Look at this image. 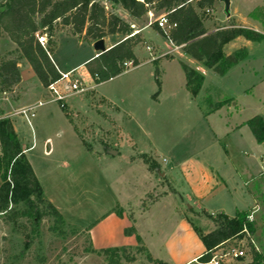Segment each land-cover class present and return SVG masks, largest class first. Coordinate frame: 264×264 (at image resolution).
I'll return each instance as SVG.
<instances>
[{
  "label": "rangeland",
  "instance_id": "1",
  "mask_svg": "<svg viewBox=\"0 0 264 264\" xmlns=\"http://www.w3.org/2000/svg\"><path fill=\"white\" fill-rule=\"evenodd\" d=\"M94 1L133 23L112 0ZM234 1L245 17L264 3ZM213 9L202 15L206 23L214 22L215 17L217 24L226 23L223 6L219 3ZM150 10L155 17L164 14ZM254 18L264 29V7ZM148 21L146 14L138 26ZM166 31L169 33V29ZM165 37L145 35L146 40L136 49L140 65L95 84L83 68L97 53L93 44L59 33L53 59L63 72L77 67L75 78L86 87L84 92H72L66 83L61 84L59 89L66 95L61 102L53 100L30 66L19 68L22 87L14 88L11 101L24 97L22 103L42 100L45 104L37 109L32 127L21 117H13V127L23 146L29 148L26 156L44 199L59 209L65 224L56 232L48 217L39 227L28 224L26 228L24 220L13 225L0 218V264H109L99 251L121 247H132L129 255L135 261L123 259L120 264H155L147 254L137 252L140 246L146 247L154 260L174 264L171 257L190 258L204 249L190 220L203 233H209L214 224L206 213L235 217L238 211H249L255 231L226 245L225 250L238 246L246 253L242 260L228 264H250L256 254L264 259V177L249 183L245 174L236 171L244 162L257 173L264 143L255 148L248 128L250 136L244 139L231 129L256 116L264 117V42L242 38L230 42L225 53L244 47L248 57L220 77L192 62L181 49L175 50ZM117 39L110 37L105 47ZM5 42L9 41L0 40V52L7 58H17ZM163 48L169 54L162 52L159 63H153L152 56L161 55ZM180 62L204 74L196 97L186 89ZM208 99L225 104L211 111ZM7 105L3 106L5 112ZM111 151L117 155H111ZM195 157L204 164L210 157L215 162L214 177H219L221 188L214 185L208 199L194 198L184 175L190 165H197ZM172 169L173 188L166 179ZM158 198L160 201H155ZM172 233L175 235L166 247Z\"/></svg>",
  "mask_w": 264,
  "mask_h": 264
},
{
  "label": "trees",
  "instance_id": "2",
  "mask_svg": "<svg viewBox=\"0 0 264 264\" xmlns=\"http://www.w3.org/2000/svg\"><path fill=\"white\" fill-rule=\"evenodd\" d=\"M133 19L144 17L151 8L166 14L169 29L166 35L173 45L182 47L190 59L211 70L220 77L248 57L246 48L233 54H226L224 48L237 38L250 42H264V33L245 27H217L209 33L206 28L207 10L214 7L217 0H112ZM255 16V13H254ZM153 27L166 38L157 24ZM80 41L96 42L108 36H122L124 40L105 53L85 64V69L95 84L109 81L126 69L124 63L140 64L135 48L144 43L145 36L134 34L131 25L119 15L107 12L104 5L94 0H1L0 1V40L7 37L16 45L17 58L0 56V93L11 92L21 82L19 60L28 62L40 84L47 88L60 79V72L52 61L56 47V37L61 31ZM40 32L49 38L48 47L39 44L36 34ZM186 80V89L196 97L202 89L204 74L184 62H180ZM211 111L220 109L224 103L214 104L207 100ZM65 105L61 108L70 120ZM0 109V218L6 224L18 225L22 220L26 226L39 227L45 218L54 222L53 231H60L65 224L63 215L49 201L44 199L43 189L25 155L21 140L16 134L13 121L4 117ZM259 144L264 143V117L256 116L246 123ZM213 221L214 230L203 233L192 220L190 223L202 241L205 252L198 259L208 264L217 250L237 237L254 233L249 221V211H238L234 218L225 213L215 217L207 214ZM20 226V225H19ZM247 231V233L245 232ZM141 244V239L138 237ZM132 247L101 249L109 264H120L121 260L134 262L129 251ZM138 253L147 254V259L155 264H165L154 260L144 246L137 247ZM264 263L261 255H255V263Z\"/></svg>",
  "mask_w": 264,
  "mask_h": 264
},
{
  "label": "crops",
  "instance_id": "3",
  "mask_svg": "<svg viewBox=\"0 0 264 264\" xmlns=\"http://www.w3.org/2000/svg\"><path fill=\"white\" fill-rule=\"evenodd\" d=\"M231 2H232V4H231V17H230V19L229 20H227L226 18V23H224V24H217L216 23V17H215V19H214V22H208V23H206V28L208 29V31H209V33H212V32H215L216 31V28H212V26L211 25H213V24H215L217 27H222V26H228V27H245V28H249V29H253V30H255V31H257V32H260V33H264V29L263 28H261L260 27V24H259V22L254 18V13H256L260 8H262V7H264V3H263V5L262 6H260V7H258L255 11H253V12H250V13H247V15H248V17H245L243 14L241 15V11L239 10V7H238V4H236V2L234 1V0H231ZM217 7H219V3L218 2H216V5H214V7L213 8H217ZM212 8V12H214V9ZM222 9V8H221ZM148 16H149V20H150V16L152 15L154 18H156L155 16H154V14H153V12H152V10H150L148 13ZM129 15V14H128ZM161 15V14H160ZM159 15V16H160ZM216 15V14H215ZM130 16V15H129ZM158 16V17H159ZM130 18H131V20L133 21V23H130V25H132V26H134V29H135V31L137 32V34H141V35H143V36H145V35H149L150 36V38H153V39H157V37H158V35H160L159 34V32L153 27V25H149V22L150 21H148V23L146 24V25H143V26H138L139 24V21L140 20H143V17L141 18V19H139V20H135V19H133L131 16H130ZM137 27H139V29H137ZM134 31V32H135ZM62 33H66V34H68L67 33V31L66 30H64V31H61ZM61 32H59V33H61ZM58 33V34H59ZM57 34V35H58ZM110 37H114V36H108V37H106L105 39H104V42H105V44H106V41L110 38ZM116 37H118V39H117V41L114 43H111V44H109L108 46H106V49L107 50H109V49H111L112 47H114L115 45H117V44H119L120 42H122L123 40H124V37H122V36H116ZM3 39V38H2ZM4 39L5 40H7V41H9V42H5V43H3V44H5L7 47H8V49H10L11 51L12 50H16V45L15 44H13L7 37H4ZM237 39H239V38H237ZM243 39V38H242ZM244 40V39H243ZM161 41V40H160ZM160 41H158V43H160ZM88 43H90V44H94L95 42H88ZM2 44V45H3ZM172 45V44H171ZM228 46H229V44H227L226 46H225V48H228ZM138 47H136L135 48V54H136V49H137ZM224 48V49H225ZM240 48H244V47H240ZM239 48V49H240ZM0 49H1V46H0ZM181 50L183 51V49L181 48ZM238 50V49H237ZM163 51H165V49L163 48V49H161V51H160V54L163 52ZM2 54V55H1ZM226 54H228L229 55V53L228 52H226ZM233 54V53H232ZM100 54L97 52V53H95V54H93V56H91L90 58H89V60H87L85 63H84V65H83V68L85 69V64L87 63V62H89L90 60H92V59H94V58H96L97 56H99ZM0 56H5V54L4 53H2V50H1V52H0ZM163 56H162V54L161 55H159V56H157L156 58L154 57V56H152V58L154 59L153 60V63H155V64H157V63H159V60H161L160 58H162ZM51 58H52V61L54 62V64H55V66H56V68L59 70V72H63V71H61V69L58 67V65L55 63V61H54V59H53V54H52V56H51ZM138 60H139V58H138ZM192 62H194L195 64H197V65H199V67H201V65L200 64H198L197 62H195V61H193L192 59H190ZM20 61H22V64H19V68L21 69L22 67H23V65L26 67V65H28V66H30L29 64H28V62L26 61V60H24V59H21ZM139 62H140V64H141V61L139 60ZM139 64V65H140ZM31 68V67H30ZM202 68V67H201ZM31 70H32V68H31ZM77 70H78V68L77 67H75V68H73V69H70V70H68V71H66V72H70V71H75V73H77ZM86 70V69H85ZM33 71V70H32ZM66 72H63V73H66ZM86 73H87V71H86ZM87 76H88V78H91L90 76H89V74L87 73ZM16 87H22V81L16 86ZM47 90V89H46ZM14 92V91H13ZM23 96H24V94H23ZM24 98V97H23ZM23 98H21V99H19V100H17V101H15V102H11L10 104H8L7 105V107H8V110L5 112V108H3V110H4V112H5V115L6 116H10L11 114H12V112H13V110H15V109H17V108H20V107H23V106H28V105H32V104H34V103H36V102H34V103H22V101H23ZM38 101H42V100H38ZM45 104V103H44ZM6 107V106H5ZM11 120H13V117L12 118H10ZM249 121V120H248ZM247 121V122H248ZM246 122V123H247ZM246 123H245V121L244 122H242V123H238V124H235L234 125V127H231V129H233L234 131H238L239 132V136L242 138V139H244L245 137H247V136H250L249 135V131L251 132V130H250V128L248 127V126H246ZM229 126V125H228ZM246 128H248L249 129V131L246 129ZM251 134H252V132H251ZM252 136H253V134H252ZM254 137V136H253ZM254 143H253V145L255 146V148L257 147V145L258 146H262L263 145V143L262 144H259L257 141H256V139H255V137H254ZM22 146H23V144H22ZM23 149L25 150V155H26V151L27 150H29V148H25L24 146H23ZM117 155V154H116ZM195 160H197V165L196 166H191L190 165V167H192V168H190V169H185V177L188 179V181L190 182V187L192 188V191H193V195H195V196H193L194 198H197L198 200H202V199H208L209 197H210V195L211 194H209L210 192V190L212 189V187L215 185V186H217V188H221V185H220V182L218 181L219 180V177H214V175H215V172L217 173V171L215 170V167L214 166H212V165H214V160H213V158L212 157H210V160H209V158L207 159V161H208V164L206 163V164H204V162H202L198 157H195ZM229 160H230V158H229ZM230 162L232 163V165L234 166V162H232L231 160H230ZM261 163H262V166H261V168L260 169H258L257 171V173H255L254 172V170L247 164V163H242V166L243 167H239V168H237L236 169V171L238 172V173H240L239 171H241V174L243 173V174H245L244 176H246V177H248V180L250 179V181H249V183H252L253 181H257L258 179H261L262 177H264V155H263V157H261ZM235 167V166H234ZM211 170V171H210ZM213 171V172H212ZM215 171V172H214ZM172 172H173V169L172 170H169L168 171V173H169V176L168 177H166V179L168 180V182H169V184H170V186L172 187V186H174L173 185V182H172V180L170 179L171 178V175H172ZM167 173H165V175H166ZM254 174H256V175H254ZM211 175H213V176H211ZM167 176V175H166ZM247 184H248V182H247ZM173 188V187H172ZM173 191H174V189H173ZM250 192V191H249ZM253 196V195H252ZM192 196L189 194V199L191 198ZM253 199L255 200V197L253 196ZM49 201V200H48ZM155 201H160V198H158V199H156ZM256 201V200H255ZM49 202H51V201H49ZM52 203V202H51ZM53 204V203H52ZM59 210V209H58ZM60 212V211H59ZM230 217V216H229ZM230 218H234V217H230ZM174 235H175V233H174ZM173 233H172V235L169 237V239L167 240V242H166V247L167 246H169V241L173 238ZM139 237V236H138ZM140 239H141V237H139ZM142 241V240H141ZM146 248V247H145ZM147 249V248H146ZM148 250V249H147ZM220 250V249H219ZM219 250H217V251H219ZM216 251V252H217ZM148 252H149V250H148ZM204 252H205V247H204V249L203 250H201V251H199V252H197L196 254H193L192 256H190V258H185V259H181V260H179L180 258H175V257H171L172 259V262L174 263V264H191V263H199L198 262V259L200 258V257H202V255L204 254ZM170 259V258H169ZM178 259V260H177ZM163 262V261H162Z\"/></svg>",
  "mask_w": 264,
  "mask_h": 264
},
{
  "label": "built area",
  "instance_id": "4",
  "mask_svg": "<svg viewBox=\"0 0 264 264\" xmlns=\"http://www.w3.org/2000/svg\"><path fill=\"white\" fill-rule=\"evenodd\" d=\"M139 1L143 2V0H139ZM211 12H212V9H209L206 11V13H208V14ZM154 24L158 25V27L162 30L164 35L168 34L166 29H171L175 26V25H169V22L166 18L165 13L161 14L159 17H156V18H154L151 15L149 25H154ZM131 27L134 28V26H132V25H131ZM134 34H137V32L135 31ZM36 38H37V40L41 46L46 47V45L48 43V39H47V36L45 34L38 32L36 34ZM173 47L175 50L182 48V47H178L175 45H173ZM147 50L149 52H152L151 47H147ZM163 53L165 55L169 54L165 51H163ZM163 53H162V55H164ZM124 67L126 70H128V69L134 68L136 66H134L132 62H126V63H124ZM74 74H75V71H70V72H66V73L60 72V79L57 82L50 84L46 88L47 91L50 92V94L53 96V100L61 102V101H64L66 99L65 93H63V91H61L59 89V86L61 84H64V83H66L69 86V90L72 92H84L86 90L85 85L81 81L76 79ZM11 93H12V91L11 92L5 91V92L0 93V108H3L4 105L10 104L12 102L11 98H10ZM42 106H44V102L43 101H37L36 103H34L32 105L17 108L15 110H13V112L10 116H4V117L9 118V119L12 117L24 118L25 121L28 123V125L30 127H32L31 123H32V120L36 117V111H37V109L41 108ZM248 218H249V221L252 220L251 215H249ZM245 232L247 233L246 230H245ZM245 257H246V253L241 247H238V246L232 247L228 250L221 249L214 254L212 260L208 264H228V263L233 262V261H240ZM250 264H258V263L251 262Z\"/></svg>",
  "mask_w": 264,
  "mask_h": 264
},
{
  "label": "water",
  "instance_id": "5",
  "mask_svg": "<svg viewBox=\"0 0 264 264\" xmlns=\"http://www.w3.org/2000/svg\"><path fill=\"white\" fill-rule=\"evenodd\" d=\"M217 2H219L222 6H223V15L225 16V18L227 20L230 19L231 17V0H217ZM94 50L96 52H98L99 54H103L107 51L106 47H105V42L104 39L96 41L93 44ZM111 155H116L117 153L115 151H111L110 152Z\"/></svg>",
  "mask_w": 264,
  "mask_h": 264
}]
</instances>
